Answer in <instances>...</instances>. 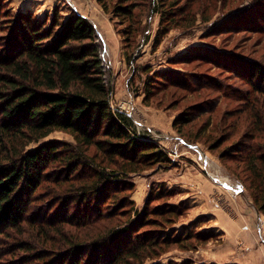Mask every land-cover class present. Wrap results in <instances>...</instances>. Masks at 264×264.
I'll return each mask as SVG.
<instances>
[{"label": "rangeland", "instance_id": "374dc122", "mask_svg": "<svg viewBox=\"0 0 264 264\" xmlns=\"http://www.w3.org/2000/svg\"><path fill=\"white\" fill-rule=\"evenodd\" d=\"M105 1L128 4L131 14L117 16L112 7L108 13L98 0H0V46L18 47V14L48 19L49 26L56 14L64 19L74 8L100 31L95 41L113 85L112 105L128 111L138 132L157 140L172 160L131 175L140 210L150 189H165L149 200V209L162 214L149 216L154 219L139 230L158 244L127 264H264V213L244 160L251 147L264 152V87L257 88L264 81L249 74L253 62L264 68V0ZM125 29L135 30L130 48ZM52 139L76 143L57 130L24 149ZM237 151L242 154L230 155Z\"/></svg>", "mask_w": 264, "mask_h": 264}, {"label": "trees", "instance_id": "16d2710c", "mask_svg": "<svg viewBox=\"0 0 264 264\" xmlns=\"http://www.w3.org/2000/svg\"><path fill=\"white\" fill-rule=\"evenodd\" d=\"M98 2L108 13L112 7L117 16L131 14L121 1ZM16 22L18 47L10 52L0 46V264H127L158 244L139 230L154 219L149 216L162 214L149 209V200L165 189H150L140 210L131 175L168 166L169 153L139 134L130 113L112 105L113 85L95 41L99 32L88 17L73 8L49 26L32 14H18ZM134 33L124 30L126 48L136 41ZM249 74L264 81L259 63ZM57 130L71 133L76 143L52 139L24 149ZM251 150L245 167L264 213V152Z\"/></svg>", "mask_w": 264, "mask_h": 264}, {"label": "crops", "instance_id": "0c3cea01", "mask_svg": "<svg viewBox=\"0 0 264 264\" xmlns=\"http://www.w3.org/2000/svg\"><path fill=\"white\" fill-rule=\"evenodd\" d=\"M98 32H99V34H101L99 30H98ZM100 37H101V36H100ZM107 42H108V41H107ZM203 166H204V167H203V170H204V172L206 173V170H207L206 167L208 166L207 163L203 162ZM202 173H203V172H202ZM205 173H203V175H205V177H206L207 179H209L208 176H210V175L207 176ZM207 174H209V173L207 172ZM210 177H211V176H210ZM209 180H213V182L216 183V179L213 178V177H211V179H209ZM217 182H218V181H217ZM218 183H219V185H220L221 188H223V189H225V190H228V191H229V190H232V188H230V187L227 185L228 183H226V184H225L224 182H218ZM232 191H234V190H232ZM241 192H243V188L240 189V193H241ZM257 231H261V228H260L259 226H258V230H257ZM263 234H264V233H263ZM252 235L255 236V234H254L253 231H252ZM255 239H257V238H255ZM259 239H261V241L264 242V236H262V234H261V238H259ZM254 243H255V242H254ZM249 244H250V242H249ZM250 248H251V247H250ZM251 251H252V249H251ZM254 253H255V254H254ZM252 255L257 256L255 250L252 251Z\"/></svg>", "mask_w": 264, "mask_h": 264}, {"label": "bare ground", "instance_id": "6f19581e", "mask_svg": "<svg viewBox=\"0 0 264 264\" xmlns=\"http://www.w3.org/2000/svg\"><path fill=\"white\" fill-rule=\"evenodd\" d=\"M220 178H221V177H220ZM223 178H224V177H223ZM223 178H222V179H223Z\"/></svg>", "mask_w": 264, "mask_h": 264}, {"label": "built area", "instance_id": "2783aa9c", "mask_svg": "<svg viewBox=\"0 0 264 264\" xmlns=\"http://www.w3.org/2000/svg\"><path fill=\"white\" fill-rule=\"evenodd\" d=\"M114 106V105H113ZM128 112V111H127ZM140 134V133H139Z\"/></svg>", "mask_w": 264, "mask_h": 264}]
</instances>
